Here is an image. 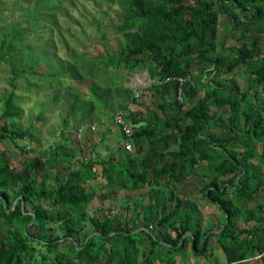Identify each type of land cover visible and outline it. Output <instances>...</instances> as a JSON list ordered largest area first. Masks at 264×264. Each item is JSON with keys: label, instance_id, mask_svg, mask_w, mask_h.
Here are the masks:
<instances>
[{"label": "trees", "instance_id": "trees-1", "mask_svg": "<svg viewBox=\"0 0 264 264\" xmlns=\"http://www.w3.org/2000/svg\"><path fill=\"white\" fill-rule=\"evenodd\" d=\"M48 3L35 0L19 11L21 23L0 25V62L10 70L11 88L1 96L0 143L35 140L13 120L19 110L13 82L21 75H37L56 88L65 79L87 76L86 99L65 87L71 97L67 116H78L77 127L100 124L92 117L95 110L112 119L129 104L137 109L125 119L142 124L130 127L131 151L119 146L106 159H86L77 167L65 144L23 157L19 171L0 152V264H153L162 261L153 254L163 245L168 249L161 255L183 252L188 245L192 255L202 256L211 238L227 264H245L256 256L264 264V0H117L119 22L110 27L120 37L115 50L73 56V63L36 73L35 62L45 61V51L34 57L25 42L38 27L57 26V0ZM222 23L226 33L220 36ZM227 41L231 44L225 46ZM108 69H144L152 83L132 90L92 81L95 71ZM241 70L243 91L220 81ZM180 77L187 80L179 101L175 79ZM135 91L141 98L147 92L149 101H136ZM61 125L59 134L69 141L64 119ZM18 150L27 153L26 146ZM194 178L202 182L203 200L221 215L214 234L202 227L201 208L183 196ZM141 190L143 199L132 205H138L140 225L128 229L135 219L120 212L135 209L126 197L112 215V201L117 192ZM96 194L107 206L88 213Z\"/></svg>", "mask_w": 264, "mask_h": 264}, {"label": "rangeland", "instance_id": "rangeland-1", "mask_svg": "<svg viewBox=\"0 0 264 264\" xmlns=\"http://www.w3.org/2000/svg\"><path fill=\"white\" fill-rule=\"evenodd\" d=\"M33 1L35 0H0V3H2L0 6V25L12 22L21 23L22 17L19 15V11L32 6ZM44 1H50L48 4H52L56 0ZM113 2L110 3L109 0H57L58 9L55 11L57 26H48L45 30H40L38 27L26 37L25 43L31 45L34 57L38 56L40 50L45 51V61L39 60L35 62V72L44 73L48 70V66L55 67L60 62L73 63V56L77 58H91L98 53L115 50L117 47V39L120 40V37L119 35L113 34L110 27L111 24L119 22V17L117 16L119 7L117 0H113ZM218 18L224 20V14H219ZM103 26H105V29H103ZM224 31L225 26L222 23L218 27L219 35L223 34ZM101 33H105L104 38H101ZM44 45L48 46L46 47ZM76 64L78 66V62ZM115 71L113 69H108L105 72L95 71V77L92 81L101 83L110 81L113 86L122 84L124 87L132 90L137 88L144 89L152 83V80L149 79L144 69L129 73H126L124 70H119L117 73ZM241 72L243 70L237 71V74H233L236 73L233 72L225 75L220 78V81L223 82L224 80L229 85L233 82L241 92L246 88ZM9 77L10 70L8 66L0 62V104L1 96L10 92L11 88L7 83ZM89 84L90 79L87 76L78 81L65 79V83L60 88L43 84V81L41 79L39 80L37 75L30 77L21 75L13 82L14 89L12 92L15 98H17L14 103L19 109L17 116L13 120L22 130H29L35 136V140L31 144H26L25 141L20 140L15 143L8 141L0 143V152H4L5 156L9 157L10 163L16 167V171L20 170L21 167L18 165V162L23 157H33L34 155L43 154L49 149L54 148L57 144H65L68 146L74 156L72 165L75 167L79 165L80 161L84 162L86 159H106L110 151L115 149L120 150V135L116 131L112 119L102 113L101 110H95L92 115L93 118L98 119L100 124L77 127L75 121L78 120V116H75L73 119L67 116V103L70 102L71 97L67 96L65 87H71L83 99H86ZM203 88L205 89L204 86ZM133 95L137 96L136 101L140 99L145 102L149 101V94L147 92L144 93L145 97L142 98L140 97L139 91H135ZM202 95L201 91L200 96ZM51 96L55 97L53 101L48 100ZM134 106L137 109L135 104L132 106L133 109ZM63 119L67 124L64 131L70 133L67 135L69 136V141L64 140L65 138L59 134L60 129L63 128L61 125ZM3 123L4 121L0 119V125ZM23 146H26V154L18 150V147ZM258 153L259 147L256 148V154ZM94 169L99 172L97 165H95ZM260 170L264 172V168ZM201 186L202 182L194 178L191 186L183 191V196H185V200L193 201L201 208L202 224L205 223L204 227L203 225L202 227L212 229L216 232L214 220L216 218L217 222L221 221V215L215 206L209 205L203 200L202 194L198 190ZM144 191L117 192L115 199L112 201L111 214L118 213L116 209L123 207L126 197L130 201V206L138 204L143 199L141 193ZM97 195L89 203L86 209L88 213L100 205L107 206V201L99 200ZM132 207L135 209V212H133L132 208H128V211H121L120 214L134 217L135 222L128 229L136 230L138 225H140V210L138 209V205ZM89 229V226L85 225L84 231L89 232ZM142 248L143 246H139V253L143 252ZM156 250L153 256L156 257L159 255L162 259L170 261L168 264H175L176 259L179 264H188V254L178 255L165 252L161 255L160 249L157 248ZM42 251L43 249H41ZM163 251H165L164 248ZM188 252L191 254L190 250ZM212 254L220 262L223 261V254L218 248L212 250ZM48 256L52 257L53 253H49ZM197 257L200 256L191 254V263H200L202 257ZM204 263L207 264L208 262L205 261Z\"/></svg>", "mask_w": 264, "mask_h": 264}, {"label": "crops", "instance_id": "crops-1", "mask_svg": "<svg viewBox=\"0 0 264 264\" xmlns=\"http://www.w3.org/2000/svg\"><path fill=\"white\" fill-rule=\"evenodd\" d=\"M221 22H222V20H221ZM224 24V23H223ZM220 26V25H219ZM218 26V27H219ZM225 26V25H224ZM262 27H264V24L262 25ZM218 30V29H217ZM217 33H218V31H217ZM226 33V28H225V31L223 32V34H221L220 36H223L224 34ZM218 35H219V33H218ZM257 35H259L260 37H262L263 35L262 34H260V33H257ZM231 43L229 42V41H227L226 42V44H225V46H228V45H230ZM228 75V74H227ZM223 76H225V75H223ZM222 76V77H223ZM203 221V220H202ZM215 223H217V221H216V218H215ZM205 224V223H204ZM204 224H202L203 225V227H204ZM206 228V227H205ZM209 233H212V234H214V233H216V232H214L212 229H210L209 231H208ZM163 245V244H162ZM163 247H164V249H168V247L167 246H165V245H163ZM163 247H159V249L160 250H162L163 251ZM219 249L220 251H221V249L217 246V242H216V239L215 238H211L209 241H208V248H207V250H206V252L202 255V256H200V257H202L201 259H200V263H197V264H205L204 262L205 261H207L208 263L207 264H227L226 262H225V260H224V257H223V261L222 262H220L218 259H216L215 257H214V255L212 254V250H214V249ZM188 250H189V246L187 245L186 246V248H185V250L183 251V252H179V253H176V254H178V255H181V254H188L189 255V257H187V260H188V264H194V263H191L192 262V259H191V254L188 252ZM221 253H222V251H221ZM200 257H197V258H200ZM259 256H256V257H254V258H252V259H249L248 261H245V264H261V260H260V258H258ZM154 264H168L167 263V261H166V259H162V261L161 262H155ZM175 264H179V263H177V259H176V261H175ZM182 264V263H181Z\"/></svg>", "mask_w": 264, "mask_h": 264}, {"label": "built area", "instance_id": "built-area-1", "mask_svg": "<svg viewBox=\"0 0 264 264\" xmlns=\"http://www.w3.org/2000/svg\"><path fill=\"white\" fill-rule=\"evenodd\" d=\"M178 83V88H177V99L180 101V86L187 80L186 77H180L175 79ZM137 98V96H134ZM133 105L129 104L127 109L122 110V111H117L115 114L112 116V122L113 124L118 127L121 130L123 139L120 141V147L124 152H129L131 151V144L129 142V136L131 134L130 127L127 122H129L127 119H125L126 115L128 113L134 112L135 110L132 107Z\"/></svg>", "mask_w": 264, "mask_h": 264}, {"label": "water", "instance_id": "water-1", "mask_svg": "<svg viewBox=\"0 0 264 264\" xmlns=\"http://www.w3.org/2000/svg\"><path fill=\"white\" fill-rule=\"evenodd\" d=\"M142 123H137V124H134V125H132V124H130V122L128 123V125L129 126H131V127H139L140 125H141ZM16 202V201H15ZM15 202H14V204H15ZM226 218V217H225Z\"/></svg>", "mask_w": 264, "mask_h": 264}]
</instances>
